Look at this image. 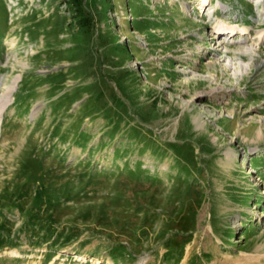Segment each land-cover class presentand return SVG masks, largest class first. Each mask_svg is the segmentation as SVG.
Wrapping results in <instances>:
<instances>
[{
	"label": "rangeland",
	"instance_id": "obj_1",
	"mask_svg": "<svg viewBox=\"0 0 264 264\" xmlns=\"http://www.w3.org/2000/svg\"><path fill=\"white\" fill-rule=\"evenodd\" d=\"M200 4L0 0V264H264V0Z\"/></svg>",
	"mask_w": 264,
	"mask_h": 264
},
{
	"label": "trees",
	"instance_id": "obj_2",
	"mask_svg": "<svg viewBox=\"0 0 264 264\" xmlns=\"http://www.w3.org/2000/svg\"><path fill=\"white\" fill-rule=\"evenodd\" d=\"M83 3H84V0H71V4H73V6L74 7H76V13H77V15H82L84 12V9L82 8L83 7ZM90 21H91V19H89V18H83L81 21H80V23H85L86 25H84L83 27H87V26H89L90 25ZM24 189L25 188H18V190H23L24 191ZM24 197V196H23ZM10 200V199H9ZM11 202H12V205L11 206H13L14 207V205H15V201L14 200H10ZM36 206V205H35ZM10 206H7V208H9ZM32 212H35V211H32ZM30 213H31V211H30ZM51 215V214H50ZM52 216V215H51ZM1 226V225H0ZM41 229H43V227H40ZM0 229H3V232H4V235H6L4 238L3 237H1L0 238V241L1 242H3V241H7L8 239H10L11 240V242L14 244V245H16L15 244V242L12 240V238H11V231L7 228V227H0ZM3 232H2V234H0V236H2L3 235ZM72 236H70L69 237V241H74L75 239H73V240H70V238H71ZM0 242V243H1ZM170 252H173V251H168L167 252V254H170V255H172L173 253H170ZM184 253V250L182 249L181 250V254H183Z\"/></svg>",
	"mask_w": 264,
	"mask_h": 264
},
{
	"label": "bare ground",
	"instance_id": "obj_3",
	"mask_svg": "<svg viewBox=\"0 0 264 264\" xmlns=\"http://www.w3.org/2000/svg\"><path fill=\"white\" fill-rule=\"evenodd\" d=\"M201 2V7H206L209 0H200ZM220 27V25H218L217 27H215L214 29L217 30ZM243 32L247 31V29H242ZM220 32V31H219ZM217 32L219 35H222L223 32L221 31L220 33ZM230 32V31H228ZM257 37L258 39H262L264 38V33L263 32H258L257 33ZM17 83V82H16ZM16 83L2 96H0V125H1V121L3 118V114L5 113V111L7 110V108L9 107V105L11 104V95L16 91ZM248 254H246L245 256H243L244 259H247L248 257H246Z\"/></svg>",
	"mask_w": 264,
	"mask_h": 264
}]
</instances>
